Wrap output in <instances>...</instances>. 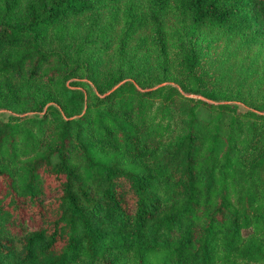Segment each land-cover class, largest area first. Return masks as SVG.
Returning a JSON list of instances; mask_svg holds the SVG:
<instances>
[{
	"label": "trees",
	"instance_id": "obj_1",
	"mask_svg": "<svg viewBox=\"0 0 264 264\" xmlns=\"http://www.w3.org/2000/svg\"><path fill=\"white\" fill-rule=\"evenodd\" d=\"M205 29L264 0H0V264H264V93Z\"/></svg>",
	"mask_w": 264,
	"mask_h": 264
},
{
	"label": "rangeland",
	"instance_id": "obj_2",
	"mask_svg": "<svg viewBox=\"0 0 264 264\" xmlns=\"http://www.w3.org/2000/svg\"><path fill=\"white\" fill-rule=\"evenodd\" d=\"M205 30L202 35L204 44L207 45L205 64L212 70L219 69L227 56V63L223 64L218 74L227 69L228 82L231 85L238 86L246 79L244 84L246 93L255 90L264 93V38L256 40L252 46L241 45L240 36L233 37L224 31L214 29Z\"/></svg>",
	"mask_w": 264,
	"mask_h": 264
}]
</instances>
